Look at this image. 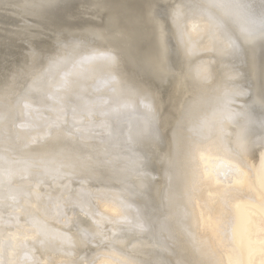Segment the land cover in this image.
Masks as SVG:
<instances>
[{
  "label": "bare ground",
  "instance_id": "6f19581e",
  "mask_svg": "<svg viewBox=\"0 0 264 264\" xmlns=\"http://www.w3.org/2000/svg\"><path fill=\"white\" fill-rule=\"evenodd\" d=\"M0 264H264V0H0Z\"/></svg>",
  "mask_w": 264,
  "mask_h": 264
},
{
  "label": "snow or ice",
  "instance_id": "6c2138e0",
  "mask_svg": "<svg viewBox=\"0 0 264 264\" xmlns=\"http://www.w3.org/2000/svg\"><path fill=\"white\" fill-rule=\"evenodd\" d=\"M144 107L146 108V109H148L149 111L151 110V106L150 105H144Z\"/></svg>",
  "mask_w": 264,
  "mask_h": 264
}]
</instances>
